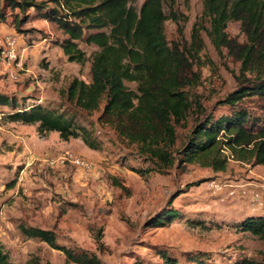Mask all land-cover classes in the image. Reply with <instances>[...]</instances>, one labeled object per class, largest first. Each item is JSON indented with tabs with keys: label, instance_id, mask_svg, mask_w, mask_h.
Returning a JSON list of instances; mask_svg holds the SVG:
<instances>
[{
	"label": "rangeland",
	"instance_id": "1",
	"mask_svg": "<svg viewBox=\"0 0 264 264\" xmlns=\"http://www.w3.org/2000/svg\"><path fill=\"white\" fill-rule=\"evenodd\" d=\"M34 1L55 7L50 0ZM145 1L130 0L137 9ZM170 5L164 0L168 14ZM174 10L181 17L179 24L166 23L170 43L190 44L196 24L209 28L203 0H175ZM14 14L20 13L9 10L6 20H0V37L20 40L17 59L0 60V94L26 101V106L41 104L74 116L101 148H89L82 138L64 140L58 132L43 134L38 124L11 122L7 117L11 110L0 106V247L9 264H78L63 251L27 238L21 226L53 231L59 245L93 254L101 264H159L161 252L178 264H193L189 258L201 254L213 264L242 260L264 264V240L235 226L245 218L264 216V166H254L250 152L226 146L234 161L221 152L223 170L177 162L158 171V165L147 162L136 145L100 123L104 102L100 111L88 114L67 99L74 79L91 82V57L98 48L78 42L89 61L70 62L60 46L68 38L63 30L33 17L34 10L19 30ZM227 31L241 42L246 39L239 23H231ZM202 36L205 49L195 67L202 78L188 90L189 96L201 101L207 113L221 116L230 112L219 104L238 88L241 64L226 50H217L206 31ZM127 86L137 89L135 84ZM246 107L264 117V100L252 98ZM195 124L192 111L177 126L176 159ZM77 158L90 162L91 170L76 167L72 160ZM171 209L178 212L177 220L153 224Z\"/></svg>",
	"mask_w": 264,
	"mask_h": 264
},
{
	"label": "trees",
	"instance_id": "2",
	"mask_svg": "<svg viewBox=\"0 0 264 264\" xmlns=\"http://www.w3.org/2000/svg\"><path fill=\"white\" fill-rule=\"evenodd\" d=\"M55 7L34 0H0V20L7 12L14 14L15 27L33 17L57 25L68 35L60 46L70 62L84 64L88 60L78 42L96 46L91 57V82L74 79L66 95L78 109L92 114L104 110L100 123L112 127L120 137L136 145L147 162L158 165V171L199 164L223 170L220 159L222 146L233 151H248L254 166H264V117L255 116L246 107L247 100H264V0H203L204 24L192 30L190 44L170 43L166 23H180V14L170 0L166 12L164 0H146L140 9L130 0H50ZM231 23H239L245 41L232 38L228 33ZM203 31L212 45L241 64L238 88L219 105L228 106L230 112L216 116L207 113L201 101L189 96V89L201 81L195 70L197 60L205 49ZM179 34L183 30L179 27ZM89 61V60H88ZM135 84L136 90L127 86ZM18 102L0 94V106L8 107L11 122L38 124L43 134L58 132L64 140L82 138L86 145L97 150L101 143L83 126L76 124L74 116L60 113L41 104ZM192 111L196 124L187 136L179 159L173 155L178 142L177 126ZM264 114V107L262 112ZM145 170L150 173L151 170ZM157 170V168H153ZM118 187L125 189L120 183ZM179 218L175 209L167 210L153 220L164 226ZM241 232L251 233L264 240V216H251L235 224ZM29 239L47 243L63 251L69 261L78 264H101L93 254L61 246L53 231L21 226ZM159 264H178L166 252H161ZM207 255L189 258L193 264H213ZM0 264H9V257L0 247ZM136 264H141L137 262ZM235 264H260L242 260Z\"/></svg>",
	"mask_w": 264,
	"mask_h": 264
},
{
	"label": "built area",
	"instance_id": "3",
	"mask_svg": "<svg viewBox=\"0 0 264 264\" xmlns=\"http://www.w3.org/2000/svg\"><path fill=\"white\" fill-rule=\"evenodd\" d=\"M19 38L18 36H5L3 38L0 37V60H10L15 61L17 59V51L19 47ZM221 152L228 156V160L233 162L234 156L231 155L225 145L222 146ZM73 164L82 170H91L92 164L86 161L83 158L73 159ZM52 164H55L54 161ZM217 189H221L217 187Z\"/></svg>",
	"mask_w": 264,
	"mask_h": 264
}]
</instances>
